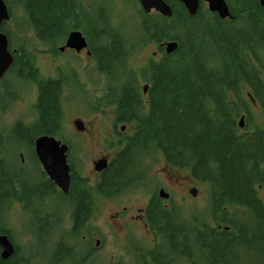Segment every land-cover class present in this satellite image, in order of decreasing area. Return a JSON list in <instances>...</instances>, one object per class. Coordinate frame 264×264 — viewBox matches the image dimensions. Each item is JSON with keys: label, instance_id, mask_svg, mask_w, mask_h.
Here are the masks:
<instances>
[{"label": "trees", "instance_id": "obj_1", "mask_svg": "<svg viewBox=\"0 0 264 264\" xmlns=\"http://www.w3.org/2000/svg\"><path fill=\"white\" fill-rule=\"evenodd\" d=\"M17 2L43 41H57L74 25L85 29L83 24L92 23L84 11H79L82 18L78 16L70 0ZM167 3L170 16L141 10L140 30L146 37L178 43L170 53L161 49V56L150 59L141 70L148 84L146 102L131 101L138 94L137 84L121 71L131 44L109 30L105 40L101 38L91 47L98 69L111 73L110 78L117 79L115 86L122 88L116 93L120 109L137 122V132L125 147L135 155L159 151L166 163L188 167L196 180L209 187L215 225L194 222L189 226L163 207L153 209L148 221L166 257L163 261L154 257L150 264H171V256L189 242L198 252L205 251V264H264V206L257 195L264 188V126L246 133L238 126L247 105L259 106L264 114V9L258 0H228L232 18L209 12L208 20L200 15L199 7L189 15L182 3ZM19 46L13 66L17 76L24 66L21 57L28 55ZM128 88L132 90L126 91ZM48 93L45 102L50 105L53 101ZM127 161L128 155L121 154L116 169L107 172L108 187L127 180L135 169ZM19 180L0 169V233L8 232L3 221L5 205L14 198L21 200L19 192L26 191ZM85 205L86 201H79L70 215L69 236L75 242L59 239L48 264H95L90 249H82L76 240L90 217L82 212ZM231 208L242 210L238 218ZM249 250L259 259L239 262L238 253ZM0 264H28V258L18 254L0 257ZM139 264L144 263L140 260Z\"/></svg>", "mask_w": 264, "mask_h": 264}, {"label": "flooded vegetation", "instance_id": "obj_2", "mask_svg": "<svg viewBox=\"0 0 264 264\" xmlns=\"http://www.w3.org/2000/svg\"><path fill=\"white\" fill-rule=\"evenodd\" d=\"M70 1L72 9H76L78 14H80L79 0ZM201 3L206 4V2L200 1L199 6ZM208 12L211 11L208 10ZM211 13L217 16L215 12ZM88 25L92 29L86 28L84 31L75 25L69 29V31H80L86 42L85 47L76 51L71 47L64 46L68 33L63 34L57 41H43L39 39L34 25L28 22L33 38L46 49L44 51L45 57H47L51 68L44 72L37 61L38 56L33 52H29L28 55L21 57L24 61V66L19 75L20 77L13 71L15 53L20 46L18 49L12 47L10 45L12 40L9 34L5 33L1 28V31L7 36V48L12 54L13 60L0 77V90L3 89L5 97H7L6 102L0 105V169L6 170L10 177H15L18 180L19 177L12 170L19 169L26 172V168L32 166L31 169L36 172L34 174L38 180L30 183V191L34 192L37 189L42 197L60 196V200L66 204L64 206L71 209L70 215L79 201L87 202V205L81 207L82 212L84 215L90 214L91 216L95 211V202L100 198H127L126 200L122 199L124 201L141 198L143 203L140 205L117 204L110 215V218L114 221V223H110L111 229L114 230L113 232L117 237L122 233L127 236L125 244L128 243L130 247L125 246V249L129 253V258L135 264H139L140 260L144 264H150L154 257L163 261L166 254L158 246L160 238L150 226L148 217L152 214L153 209L157 207H163L174 213L175 207L181 203V200L187 199L189 194L195 195L196 188L189 181L179 183L177 178L170 177V172L168 171L166 172L165 180L156 182L151 180L150 182L145 179L147 168H143L142 159L145 157L146 160V157L152 154L156 155L155 160L153 159L154 162L159 158L164 161V158L159 151L135 155L133 151L125 147L128 139L137 132V122L132 116L123 113L120 109L121 105L116 93L122 88L115 86L117 79L113 83L112 80L114 81V79L110 78L111 73L97 71V76L89 77L82 70L74 67L72 64L74 61L69 59L83 54L91 65L98 68L91 50L92 45L101 38L105 40L109 30H114V34L118 35L117 27L114 26L116 24L101 23V26H94L91 23ZM90 30L92 32H89ZM163 42H155L156 49L152 51V55L156 56L159 54V57L161 56V49L164 51ZM56 45L58 46L56 47ZM24 51L26 52V49ZM153 58L152 56L151 59ZM149 60L148 58L147 63ZM72 74L71 79L75 78V87L81 88L80 90L85 92V95H83L81 92H75L74 89L71 90L69 88L73 93L72 96L77 94V99L73 103L66 101L69 95L66 80ZM7 75H10V77L5 79ZM105 79L106 81H104ZM136 79V84H138L141 81V75L137 76ZM100 84L102 85L100 86ZM144 85H147L148 88V84L145 81L141 87L137 86L135 90L138 91V94L136 97H130L131 101H136V99L140 102L147 101V88L144 89ZM25 87H28V90H25ZM131 90V88H128L126 91L130 92ZM47 92L51 94L50 100L53 101L50 105L45 102ZM20 101L24 102L25 109L17 115L15 114L14 117L6 118L5 113L12 109L15 103ZM40 136H51L66 147L65 160L69 174V185L66 191H62L43 170L35 152V139ZM8 139L26 143L29 148L28 159L24 154L25 147L17 146L14 149H9L8 147L10 146L7 145ZM123 153L128 155V165L134 166L135 169L131 170L132 172L123 183L114 188L112 186L108 187L109 185L105 184V176L107 172L111 171L110 168L113 171L116 169V165L119 164L118 159ZM100 159L105 163L101 169H97ZM163 164L167 167L164 170L181 168L170 165L165 161ZM171 176H173L172 173ZM190 176L196 181L191 172ZM160 191L165 193L166 196L161 195ZM19 193L20 195L22 194L21 191ZM20 198L21 200L19 197L17 199L14 198L12 202L13 200H17L18 204L20 202V208L22 207L23 210L25 207L24 198L22 195ZM151 205H153L152 209ZM23 213L25 212L23 211ZM179 217L182 216L179 215ZM133 223L142 227L144 234L147 236V243L139 244V242L133 240L131 234H128L130 233L129 227ZM70 227L71 217L68 231ZM6 230L8 231L7 233L0 234H5L13 244L14 250L9 257L18 254L28 258V264H33L31 262L32 253L27 254V256L20 255L18 253V245L14 242L8 228ZM85 232V228L79 230L77 234L79 236H77L76 240L78 241L79 238L82 240ZM103 240L104 238L96 237L94 239V247L90 246L89 243H78L77 245H80L82 249L89 248L90 250L88 251L93 255V252ZM170 259L171 264H191V243L189 242L182 250L179 249Z\"/></svg>", "mask_w": 264, "mask_h": 264}, {"label": "rangeland", "instance_id": "obj_3", "mask_svg": "<svg viewBox=\"0 0 264 264\" xmlns=\"http://www.w3.org/2000/svg\"><path fill=\"white\" fill-rule=\"evenodd\" d=\"M9 8L10 18L6 20L3 24V28L9 34L12 39L10 45L18 49L19 45H22L26 52H33L38 56V62L44 72L50 70V64L48 63L47 57H45L46 49L43 48L42 44L32 36V31L30 26H28V21L25 16L22 6L17 2V0H4ZM232 2L233 0H229ZM228 3V0H226ZM79 6L82 11L86 13L88 18L92 19L94 26H101L103 24H111L117 27L118 35L127 41L130 48V53L127 58V62L124 65V69L121 70L124 75H129L132 80L136 81V77L141 75V81L138 82L137 86L141 87L145 81V72H142L143 68L146 66L148 58L157 59L159 54L154 56L152 51L156 49V44L154 40H150L148 37L142 33L141 29V8L137 0H79ZM200 15L206 19H210L209 12L205 3H201L199 6ZM156 13L151 10L149 14ZM82 12L79 17L82 18ZM85 16V15H84ZM85 16V17H87ZM102 16L104 20H102ZM102 20V21H101ZM16 25V26H15ZM87 29H92L89 25L83 24ZM84 30L83 27H80ZM85 28V29H86ZM94 28V27H93ZM97 28V27H96ZM95 28V30H96ZM115 29V28H111ZM85 31V30H84ZM89 32H92L90 30ZM165 41V40H164ZM58 45H56L57 47ZM74 67L82 70L87 76H97V72H107V70H99L91 65L87 59L84 58L83 54L69 58ZM123 68V67H122ZM75 69V68H74ZM74 73V72H73ZM98 74V73H97ZM69 77L66 80L68 84V100L67 102H75L76 96H72V92L69 90L74 89V91H79L85 95L84 90L75 87V78L71 79ZM10 75H7L5 79H8ZM68 78V77H67ZM106 81V79L104 80ZM113 83L116 82L112 80ZM111 83V81H110ZM102 84H100L101 86ZM28 90V87H25ZM7 97H5L3 89L0 90V105L5 103ZM246 111L244 112L246 117V112L248 114V119L245 118L244 124L241 128V132L246 133L253 130L256 126H264V114L259 106L257 105H247ZM24 102L20 101L13 105L12 109L5 113L6 118L14 117L20 111L24 110ZM13 110V111H12ZM10 147L9 149H14L17 146H24V154L28 159L29 148L24 142L8 139L7 140ZM12 151V150H11ZM156 155L152 154L148 157L142 159L143 168H147L145 171V179L150 182H156L159 180L166 179V172H170L171 178H177L179 183L188 182L196 188V193L194 196L189 194L187 199L181 200L174 209V217L184 219L186 224L189 226L195 223L207 224L209 226L215 225L211 218V206L209 200V187L207 183L194 180L190 176L189 168L181 167L178 169H167L163 163L164 161L159 158L155 162ZM154 162V163H153ZM163 164V165H162ZM148 166V167H147ZM162 166V167H161ZM32 167V166H31ZM31 167L24 170H12L18 177L19 181L23 183L26 191L21 195L24 198L25 207L22 210L20 208L21 204L16 202L17 200L10 201L5 205L3 215L5 216L4 224L8 228L14 242L18 245V253L20 255L31 254L33 264H48V259H50L51 253L55 252L54 248L59 239L63 240L64 243L72 244L75 242L73 238L69 236L68 228L70 226V211L69 207H65V203L60 200V196L42 197L39 191L36 189L34 192H29L30 183L38 180L36 173L31 169ZM171 173L173 176H171ZM258 197L261 199L264 206V188H259L257 191ZM178 197V196H174ZM122 199L127 198H114V199H104L100 198L95 202V211L93 215L85 223V236L83 239H78L79 243H89L90 246L94 247V239L104 238L99 247L93 252L95 264H135V262L129 258V253L125 249V246L130 247V245L125 244L127 239L126 235L119 234L118 237L111 229L110 223H114L110 218L111 213L116 208L117 204H128V205H140L142 204L141 198L129 199L124 201ZM189 206H188V204ZM190 207V208H189ZM32 210V211H28ZM231 213L233 217L238 218L242 210H236V208H231ZM23 211L25 213H23ZM63 211V212H62ZM62 212V213H61ZM238 221L244 222V218H239ZM131 237L135 242L139 244L147 243V236L144 234L143 229L136 223L130 225ZM45 234V235H43ZM127 234V233H126ZM81 241V242H80ZM205 251L203 253L198 252L195 248L191 247V264H205ZM259 259L257 253L254 250H249L246 252L240 251L238 253V261L250 260L251 262Z\"/></svg>", "mask_w": 264, "mask_h": 264}, {"label": "water", "instance_id": "obj_4", "mask_svg": "<svg viewBox=\"0 0 264 264\" xmlns=\"http://www.w3.org/2000/svg\"><path fill=\"white\" fill-rule=\"evenodd\" d=\"M141 10L149 13L151 10L157 12L162 16H170L171 8L167 3L169 0H137ZM183 4L189 15H194L199 7V2H206L207 8L211 12H215L219 18L231 19L232 14L225 0H176ZM261 7L264 9V0H258ZM9 19V11L4 0H0V77L8 69L12 63V54L7 48L8 39L6 34L1 31V25L4 21ZM178 43L176 40H165L163 48L166 53H170L176 49ZM65 47H71L78 51L86 46L84 37L78 30H71L68 32L65 39ZM264 88V79H263ZM144 89L147 85L143 86ZM245 120V114L242 113L238 118V125L242 127ZM66 147L59 140L51 136H40L35 139V152L41 162L43 170L48 177L62 190L66 191L69 185L68 165L65 160ZM104 161H98L97 169H101ZM194 192V191H193ZM161 195L166 196L160 191ZM0 256L3 259L8 258L13 250V244L5 234H0Z\"/></svg>", "mask_w": 264, "mask_h": 264}]
</instances>
